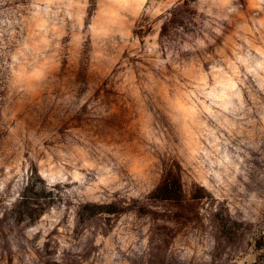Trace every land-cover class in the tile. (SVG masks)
I'll list each match as a JSON object with an SVG mask.
<instances>
[{
    "label": "clouds",
    "instance_id": "obj_1",
    "mask_svg": "<svg viewBox=\"0 0 264 264\" xmlns=\"http://www.w3.org/2000/svg\"><path fill=\"white\" fill-rule=\"evenodd\" d=\"M0 264H264V0H0Z\"/></svg>",
    "mask_w": 264,
    "mask_h": 264
},
{
    "label": "rangeland",
    "instance_id": "obj_2",
    "mask_svg": "<svg viewBox=\"0 0 264 264\" xmlns=\"http://www.w3.org/2000/svg\"><path fill=\"white\" fill-rule=\"evenodd\" d=\"M178 104H179V102H178ZM180 106L183 107V105H180ZM101 180H103V177H101ZM66 187H67V189L69 191H71V188H72L71 185H66ZM53 194H54V197L52 198L53 201L56 200V197L57 196H60V201H61V203H63V200H64V195L63 194H60V193H53ZM52 206L53 207H56L55 204H53ZM128 215L132 218V220L130 221V223H145V222L149 221V219H150L149 217L145 216V217H143L142 220H138L137 217H136V214L134 212L133 213H129ZM121 219H123V217ZM96 222L97 221H95V220L92 221V223H96ZM53 231H55V230H53Z\"/></svg>",
    "mask_w": 264,
    "mask_h": 264
},
{
    "label": "trees",
    "instance_id": "obj_3",
    "mask_svg": "<svg viewBox=\"0 0 264 264\" xmlns=\"http://www.w3.org/2000/svg\"><path fill=\"white\" fill-rule=\"evenodd\" d=\"M50 195L52 196V198L54 197V194L53 193H50Z\"/></svg>",
    "mask_w": 264,
    "mask_h": 264
}]
</instances>
